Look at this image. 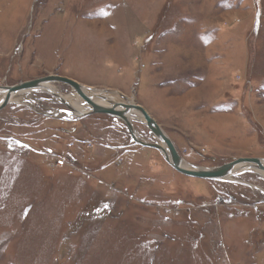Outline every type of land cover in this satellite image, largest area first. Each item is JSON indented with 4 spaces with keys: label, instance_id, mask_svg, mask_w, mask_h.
Segmentation results:
<instances>
[{
    "label": "rangeland",
    "instance_id": "obj_1",
    "mask_svg": "<svg viewBox=\"0 0 264 264\" xmlns=\"http://www.w3.org/2000/svg\"><path fill=\"white\" fill-rule=\"evenodd\" d=\"M49 76L142 106L192 168L264 160V0H0V87ZM18 95L0 111V264H264L258 172L186 176L116 117Z\"/></svg>",
    "mask_w": 264,
    "mask_h": 264
},
{
    "label": "water",
    "instance_id": "obj_2",
    "mask_svg": "<svg viewBox=\"0 0 264 264\" xmlns=\"http://www.w3.org/2000/svg\"><path fill=\"white\" fill-rule=\"evenodd\" d=\"M46 83H62V84L69 85L91 107V110L88 113H86L84 116L93 115V114H105V115H110V116L118 118L125 124L131 137L136 143L143 145L145 147H152V148L160 150L163 153V155L166 157L167 161L178 172H180L183 175L190 176V177H196V178H202V179L222 180V179H226L228 176H231L232 172L234 171V169L236 168L238 164L247 163L251 165L252 167L256 166L258 168H263L262 162L264 160L257 159V158L238 159L236 161H233L223 166L215 167L212 169H202V168H197V167H195L194 169L185 168L183 166L184 160L179 155L171 139L166 135L163 129L157 124V122L149 115V113L142 106L132 103L124 95H121V96L126 101V103H120V104L114 103L111 106H104V105L97 104L93 101V98L85 94L84 88H87L90 91L96 90V91H104L106 93H110V90L89 88V87L81 85L80 83L74 80L63 78L60 76H49V77H45L41 79L23 82L15 86L0 87L1 91L3 90L7 91L6 98L0 102V111L9 105V103L11 102V96L13 94L18 93L23 90H27V89H40ZM48 93L51 94L53 97L57 98L67 108H71L67 100L64 99L57 92L48 90ZM135 112H138L141 114V116L144 118V121L142 120L143 123L151 130V132L154 134V136L157 139H159L162 143L166 145L167 147L166 149L163 148L161 144H151V143L141 140V138L139 137L137 133V130L135 129L133 121L131 120V116Z\"/></svg>",
    "mask_w": 264,
    "mask_h": 264
},
{
    "label": "bare ground",
    "instance_id": "obj_3",
    "mask_svg": "<svg viewBox=\"0 0 264 264\" xmlns=\"http://www.w3.org/2000/svg\"><path fill=\"white\" fill-rule=\"evenodd\" d=\"M54 83H46L43 85L42 88H40L41 90H45V91H54V92H57L58 94H60L64 99L67 100V102L70 104V107L69 110H71V112L75 115H78V116H84L86 113H88L90 110H91V107L85 102V100L83 98H81L78 94L76 95H72V96H64L62 95L61 93H59L57 91V89L53 86ZM28 91H31V90H35V89H27ZM27 90H23V91H20L18 93H15L11 96V102L12 101H19V95L18 94H23L25 91ZM84 92L87 96L93 98V101L97 104H100V105H104V106H111L113 105L114 103L116 104H120V103H126L125 100H121L123 99L121 97V95L119 93H115V92H111L110 93H106L104 91H90L88 90L87 88H84ZM7 96V91L6 90H3L1 91L0 90V102L2 100H4ZM105 98V99H104ZM125 101V102H124ZM131 103V102H130ZM88 116V115H86ZM134 119H139L140 121H144V118L141 116L140 113L138 112H135L133 113V115L131 116V120H134ZM160 144L163 148H167L166 145L164 143H162L160 141ZM262 165H263V168H258L256 166H251L247 163H242V164H238L236 166V168L234 169V171L232 172L231 176L234 175L235 173H237L238 171L240 170H247V169H252L254 170L255 172H258L261 176L264 177V161L262 162ZM183 166L185 168H188V169H194L192 168L191 166L187 165L186 163L183 162ZM231 176H228L226 179H230Z\"/></svg>",
    "mask_w": 264,
    "mask_h": 264
}]
</instances>
